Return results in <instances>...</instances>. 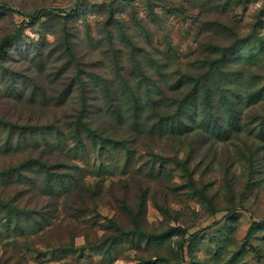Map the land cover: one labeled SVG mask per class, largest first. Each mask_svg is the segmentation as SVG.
Here are the masks:
<instances>
[{
  "label": "trees",
  "instance_id": "16d2710c",
  "mask_svg": "<svg viewBox=\"0 0 264 264\" xmlns=\"http://www.w3.org/2000/svg\"><path fill=\"white\" fill-rule=\"evenodd\" d=\"M147 4L149 21L158 29L167 18L182 12L165 0H148ZM79 7L76 4L68 13L59 14L62 13L59 11L54 16L47 9L23 14L0 4V13H20L31 24L43 16L58 18L54 41L49 43L42 38L41 46L35 43L33 58L21 68L4 63L5 58L12 56L20 38L6 35L0 39V67L11 78L7 86L11 85L9 99H12L7 103L11 108L6 113L0 110V137L6 135L1 155L8 159L0 169L3 185L0 247L8 246L5 242L8 234L20 235L25 237L22 246L30 251L35 243L28 231L33 236L39 235L44 246L49 244L48 252L54 249L66 254L76 250L74 241L79 236L88 241V246H94L92 242L98 241V237L91 228L73 225L69 219L55 221L59 202L69 218L89 210L95 214L99 204L108 207L112 216L106 218L99 240L108 247L124 243L126 237L138 236L140 242L136 246L144 239H160L163 235L157 236V232L149 230L144 217L149 200L145 188L152 180L132 178L134 186L144 187L136 199L130 197L129 185L133 187L126 182L111 181L109 185L102 184L103 180L86 182L79 173L80 166L60 152L58 145L66 146L69 141L77 151L89 141L98 147L101 157L103 152L112 154L118 149L131 155L138 149L137 145L150 148L155 140H161L174 154L164 159L180 170L182 186L206 198L203 191L208 189L202 187L205 168L199 170L206 153L195 158L205 146L211 148L207 144L215 141L214 135L223 141H239L236 134L248 121L244 97L239 90L245 70L234 64L232 57V52L242 45V38L227 37L234 32L231 26L218 24L227 36L199 40V49L183 61L167 35L161 47L155 44L153 29L143 18L133 14L129 20L115 19L109 12L96 21L95 39L99 38L103 47L98 56L101 67L95 68L93 84L84 77L87 75L84 55L77 50L74 40ZM95 15L101 14L95 12ZM86 28L92 39L91 29ZM135 31L143 36L144 42L137 39ZM22 81L29 83L25 91L20 90ZM258 114L264 117V110ZM22 115L35 119L32 122L30 117L27 120L30 126H22ZM27 132L32 142L24 148L28 150V157L14 161V157H19V149L13 150L12 140L26 141ZM251 144L255 146L254 142ZM29 184L33 187L25 188ZM25 195L29 199L24 200ZM152 202L163 214L168 213L156 200ZM219 211H212L211 216ZM121 218L125 220V227ZM212 225L200 230H193L194 225L169 228L170 234H176L177 238L174 264H185L184 245ZM13 264L28 263L15 261Z\"/></svg>",
  "mask_w": 264,
  "mask_h": 264
},
{
  "label": "rangeland",
  "instance_id": "374dc122",
  "mask_svg": "<svg viewBox=\"0 0 264 264\" xmlns=\"http://www.w3.org/2000/svg\"><path fill=\"white\" fill-rule=\"evenodd\" d=\"M165 1L172 2L182 12L167 18L163 27L158 29L149 21L148 0H0V4L23 14L47 9L54 16L59 11H62L59 14L68 13L78 4L80 7L74 23L77 27L73 32L74 40L77 50L84 55L87 74L84 77L93 84L95 68L101 67L98 56L103 47L99 38L95 39L96 21L109 12L115 19L129 20L133 14L143 18L153 29L155 44L161 47L164 44L163 37L167 35L183 61L188 60L199 49V40L210 36H227L228 33L221 26L217 27L218 24L231 26L234 32L227 37L237 35L242 38V45L232 52V57L234 64L245 70L239 90L244 97V111L248 114V121L236 134L239 141L225 138L223 141L214 135L215 141L207 144L212 145L211 148L205 146L195 158L199 159L206 153L203 158L205 165L202 163L199 168L200 171L205 168L202 187L208 189L203 191L207 194L206 198L192 194V190L182 186L180 170L164 159L173 157L174 154L170 153L166 142L161 140H155L150 148L137 145L138 149L131 152V155L118 149L112 154L103 152L101 157L98 155V147L89 141H86L83 149L79 148L77 151L73 150L75 147L72 142L67 141L66 146L59 144L58 150L80 166L79 173L86 182L103 180L101 183L104 185H109L111 181L117 183L118 180L126 182L133 187L132 189L129 185L130 197L136 199L138 192L144 190V187L134 186L132 178L152 180L150 186L145 188V192H149V200L144 217L149 230L157 232V236H163L160 239L156 237L155 241L144 239L138 246V236L126 237L124 243L108 247L99 241L106 227V218L112 216L108 207L98 203L95 214L89 210L69 218V213L62 210L59 202L55 221L66 222L69 219L73 225L91 228L93 232H97L98 241L92 242L95 245L88 246V241L79 236L74 241L76 250L66 254L54 249L48 252L49 244L44 246L45 242L39 239V235L33 236L28 231L30 240L35 244L27 251L22 246L25 237L8 234L5 239L8 246L0 247V264H13L15 261H25L28 264H174V242L177 238L176 234H170L172 231L169 228L194 225L193 230H200L209 224L213 225L184 245L185 264H264V117L260 118L258 114L264 110V0ZM155 10L160 12V9ZM95 12H100V17ZM56 18L43 16L31 24L20 13H0V39L6 35L20 38L17 46L13 47L12 56L5 58V65L21 68L33 58L35 43L41 46L39 43L42 38L52 43L58 31ZM86 27L91 29L92 39L88 37ZM135 35L139 41H145L138 31H135ZM1 70L0 67V110L6 113L11 108L7 104L12 100L9 99L11 85L7 86L11 84V78ZM45 75L48 76L49 73L46 72ZM19 84L21 91L29 86L28 81ZM24 97L21 98L23 103L26 102ZM21 117L20 125L26 126L27 120L32 116ZM34 119L33 116L32 122ZM5 136L0 137V169L8 161L1 155ZM26 136V141L16 138L12 140L13 150L19 149V157H14V161L28 157V150L25 151L24 148L32 142L28 132ZM252 142L255 146H252ZM197 178L198 176L195 177ZM32 187L29 184L25 188ZM2 188L0 183V194L3 193ZM20 199H23L22 196ZM27 199L29 196L25 195L24 200ZM151 199L156 200L168 213L159 211ZM214 210H220V213L211 216ZM120 220L125 227L124 218ZM158 246L160 251H156ZM155 254L157 257H154ZM13 255L15 256L11 260Z\"/></svg>",
  "mask_w": 264,
  "mask_h": 264
}]
</instances>
